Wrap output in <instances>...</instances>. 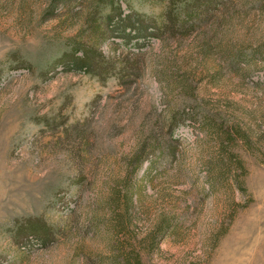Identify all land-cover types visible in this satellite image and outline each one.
Masks as SVG:
<instances>
[{
    "label": "rangeland",
    "instance_id": "1",
    "mask_svg": "<svg viewBox=\"0 0 264 264\" xmlns=\"http://www.w3.org/2000/svg\"><path fill=\"white\" fill-rule=\"evenodd\" d=\"M169 2L0 0V264H264V0H219L213 28L170 26L138 62L132 22L101 32L120 7L157 26ZM84 53L103 78L73 69ZM211 112L239 128L229 143ZM233 155L245 172L234 158L221 178L214 159Z\"/></svg>",
    "mask_w": 264,
    "mask_h": 264
},
{
    "label": "trees",
    "instance_id": "2",
    "mask_svg": "<svg viewBox=\"0 0 264 264\" xmlns=\"http://www.w3.org/2000/svg\"><path fill=\"white\" fill-rule=\"evenodd\" d=\"M218 1L219 0H179V1L170 0L169 6L166 7L163 12L162 21L160 24H157V26L155 25L153 21L149 22L145 18L142 19L141 15L138 16L140 19L136 20L134 15L132 14L126 15L122 13V9L120 7L119 10L121 14L118 15L116 18L114 17L112 12H109V15L106 16V19H105L106 21L104 20L105 24H107L106 28L103 31L101 30V32H103L104 33L103 35L106 36L108 32H111V29L116 28L118 29V31H120V28H122L123 30V27H124V31H122V34L126 35L125 31H127L126 30V28L128 27L127 25H130L132 22L133 28H131L132 30L128 32L129 34L126 35V39L131 37L130 39L132 38L135 39L136 43L134 44L133 49H130L128 53L130 54L129 57H134L131 60L135 59L134 61L138 62L141 59H143L145 55L147 54L145 52L147 50H143V48L149 44L151 46L153 44L152 43L153 39L161 43L170 41V37L168 36V30L170 29V26L172 28H179L182 31L180 35L185 36L186 39L192 36L203 35V32H205L206 29H208L211 25L214 24V22H211V19H214L215 17H217L215 16L216 15L215 13H218L221 11V6H224L223 9H225L226 11L229 5L228 4L227 7L225 6V3L219 5ZM103 25L104 23L96 24L97 28H95V32H97V30H100L99 28H103ZM211 28H213V26H211L210 29ZM207 40L205 41L206 44H204L202 47L206 51H208V49H210L212 45V41H209V40L207 41ZM101 55L103 56L102 52H101ZM245 59H246L245 54L236 52V54H234L233 56L229 57V59H227L228 66L232 68L233 71L238 66L241 74L249 72L252 66L250 63H247L246 61H244ZM178 61L179 60L177 59V57L176 58L174 57V63L181 65V68H183L182 62H178ZM74 63H75V66H74ZM243 63H246V64H243ZM77 64L79 65V68H77ZM121 64L122 65H121V71L119 72V78L121 79V81H123L127 77L129 71L133 69V67L131 65V61H128L126 63L122 62ZM71 65L73 69L74 68L77 70L83 69L87 73L95 74L101 78H103V73L100 69H103L104 67H108L104 64L101 65L100 60L98 59L95 60L89 57L87 53H84L82 57L81 56H77V58L75 57V61ZM242 65L244 68H241ZM194 69L191 70V72L193 71L192 73L194 75L192 76L191 79L189 78L191 76L188 77L187 72L184 70V75L179 77L177 81L175 82V85L179 87V91H178V87H176V90L179 92V94L186 96V97H192V96L194 97L196 95L194 94V92L196 91V89L194 88V85L196 81H199L201 79L200 78L195 79L197 69H195L196 72L194 71ZM128 76L130 77L131 75H128ZM174 91L175 89H172V92ZM169 107L172 109V112H171L172 114L175 109L174 107H172V105ZM211 113L212 114L210 115L207 113H204V118H205L207 125L216 126L218 121H222V125L220 124V126L224 129L223 130L221 128L222 132L223 131L224 132L221 134V136L225 137L228 143L230 142L231 138L235 135V133L237 134L240 133L239 128H237L236 125L231 123V120L229 119L224 120V118L226 117L225 114L220 115L218 113L217 114L216 113L213 114V112ZM220 116L222 117V120L219 119ZM156 147H158V149L161 150L160 152L161 154L165 153L166 149L164 147V144L162 145V143H158L156 144ZM234 158H236V160L239 161L238 164L242 165V169L245 172L246 169L243 166V162L239 160L237 156H234V155L233 157L228 156V158L216 157L214 159L215 167L219 166L222 168L221 171H223L221 173L222 175H220L221 178L222 176L224 177V174L226 175L230 172L233 165L237 164ZM209 186L213 187L214 184L209 182ZM124 199L126 203L125 204L126 209L124 210V213L130 214L131 206L133 205L132 203L134 200H133V195L131 192H129V190H127V194ZM172 226H173V222L171 221V219H168V217L164 218V220L158 226V235H160V238L168 234L169 231L172 229Z\"/></svg>",
    "mask_w": 264,
    "mask_h": 264
}]
</instances>
